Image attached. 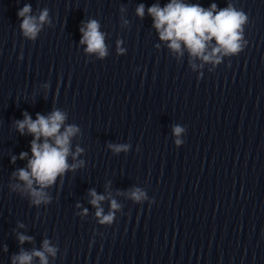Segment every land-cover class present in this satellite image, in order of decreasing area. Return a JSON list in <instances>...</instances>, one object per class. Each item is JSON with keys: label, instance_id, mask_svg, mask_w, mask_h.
Listing matches in <instances>:
<instances>
[{"label": "clouds", "instance_id": "1", "mask_svg": "<svg viewBox=\"0 0 264 264\" xmlns=\"http://www.w3.org/2000/svg\"><path fill=\"white\" fill-rule=\"evenodd\" d=\"M121 11H124L122 8ZM136 15L143 19L145 16V5L143 3L136 7ZM147 14L152 17V26L157 31L160 41L167 42L168 49L178 58L183 57L185 51L188 53V63L193 71L198 67L195 60H200L199 65L211 63L214 67L222 63L224 57H232L241 53L247 46L248 41L244 37L245 26L248 23V15L229 2L226 7L219 8L213 2L205 8L200 3L188 2V0H168L161 6L160 3H153L147 7ZM21 20L19 25L22 36L29 41H36L40 32L46 24H51L49 10L42 9L39 15L32 14L30 4H24L17 12ZM127 25L128 21H123ZM100 23L96 19H89L83 22L79 31L81 33L80 44L86 45L85 52L96 53L99 58L107 55L105 45V33L100 30ZM121 41H117L118 54L123 55L125 49L120 47ZM212 71V69H209ZM199 78V77H198ZM67 114L59 109H54L49 115L36 114V119L27 113H23L22 120H15L14 126L21 134L32 136L30 142L31 158L28 159L25 168L17 169L12 173L15 181L10 184L12 192L21 196H27L32 205L40 206L49 204L51 196L46 191L53 186L58 177H62L68 171H76L84 166L85 161L77 160L83 153V149L77 145L72 151L71 141L80 134V128L75 124H66ZM185 127L175 125L172 128L175 137L176 147L183 145L181 138L185 133ZM108 148L115 154L127 153L129 144H108ZM71 156L74 163L69 164ZM28 157L27 152H21L19 159ZM17 157H12L15 163ZM91 200L89 201L96 208L95 216L101 225L112 224L115 218V211L120 205L115 199L110 200V210L104 214L100 207L106 199L104 195L98 194L95 189L89 190ZM128 197L136 203L148 200L147 193L137 187L127 193ZM149 201V205L154 203ZM79 207V205H78ZM81 215H87V209H83ZM18 227H24L19 224ZM17 239L21 245L25 242L31 243L33 238L22 233H17ZM4 251H7L5 246ZM58 249L52 246L50 241L45 239L41 249L27 251L21 249L18 254L11 257V264H33L38 258L39 264H49V256L55 258Z\"/></svg>", "mask_w": 264, "mask_h": 264}]
</instances>
